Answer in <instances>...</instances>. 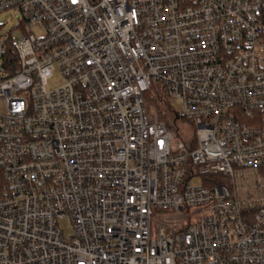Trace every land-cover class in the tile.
I'll use <instances>...</instances> for the list:
<instances>
[{
    "label": "built area",
    "instance_id": "built-area-1",
    "mask_svg": "<svg viewBox=\"0 0 264 264\" xmlns=\"http://www.w3.org/2000/svg\"><path fill=\"white\" fill-rule=\"evenodd\" d=\"M11 11L0 264H264V0H0Z\"/></svg>",
    "mask_w": 264,
    "mask_h": 264
},
{
    "label": "rangeland",
    "instance_id": "rangeland-1",
    "mask_svg": "<svg viewBox=\"0 0 264 264\" xmlns=\"http://www.w3.org/2000/svg\"><path fill=\"white\" fill-rule=\"evenodd\" d=\"M20 20L21 15L15 11L3 13L0 15V36L2 35H8L10 33L15 34V39H18L21 36L20 31ZM63 82L62 76L60 73L56 72L54 76L49 80V86L50 89L52 86H59ZM151 96H148V99L150 100ZM159 101H157L158 103ZM176 110V106L172 105L167 106L165 102H159L158 104H153L152 100H150V106L149 111L152 114V116H156L158 119H160L163 122H166L170 124L171 122L175 121V118L172 114L173 111ZM185 123L191 126H194V124L191 121H181L179 125L182 127V129L187 130ZM186 127V128H185ZM195 127V126H194ZM189 137H191V134H188ZM195 183H198V180H195ZM196 221V218L193 219ZM159 223V220L157 221ZM62 228L66 235L72 234V226L68 223L62 224Z\"/></svg>",
    "mask_w": 264,
    "mask_h": 264
},
{
    "label": "trees",
    "instance_id": "trees-1",
    "mask_svg": "<svg viewBox=\"0 0 264 264\" xmlns=\"http://www.w3.org/2000/svg\"><path fill=\"white\" fill-rule=\"evenodd\" d=\"M9 57H11L13 59L14 62H17V55H16V52H15V49L11 48L10 51H9ZM157 101L159 102H162V98L161 97H158V99H153L152 102L153 104H158Z\"/></svg>",
    "mask_w": 264,
    "mask_h": 264
}]
</instances>
